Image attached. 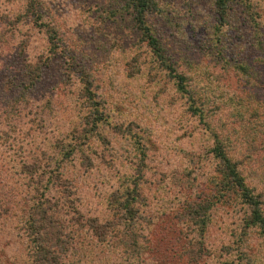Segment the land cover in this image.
Masks as SVG:
<instances>
[{"label": "rangeland", "instance_id": "374dc122", "mask_svg": "<svg viewBox=\"0 0 264 264\" xmlns=\"http://www.w3.org/2000/svg\"><path fill=\"white\" fill-rule=\"evenodd\" d=\"M34 1L0 0V264L24 260L35 195L75 199L86 216H103L110 191L142 159V189L167 197L149 224L154 255L129 260L104 245L88 264H264V229L248 228L252 209L216 187L213 156L223 145L264 212V0L258 26L241 5L227 24L213 0H154L147 22L166 64L142 40L130 0ZM88 79L107 119L90 134ZM71 149L64 187L44 190L59 152ZM204 203L201 230L195 210Z\"/></svg>", "mask_w": 264, "mask_h": 264}, {"label": "trees", "instance_id": "16d2710c", "mask_svg": "<svg viewBox=\"0 0 264 264\" xmlns=\"http://www.w3.org/2000/svg\"><path fill=\"white\" fill-rule=\"evenodd\" d=\"M213 1L215 12L221 23L230 24L228 12L233 5H241L246 14L245 18L249 23L255 26L261 24L259 23L261 9L257 0ZM31 2L34 5L37 3L34 0H31ZM129 4L133 9V19L142 35V40L148 44L153 54L166 64L162 46L147 22L148 14L156 9L154 0H130ZM31 8H33L34 14L37 15V20L34 19L36 24L42 25L43 17L41 13L35 7ZM47 31L51 37L56 36V32L52 28L48 27ZM167 67L171 77L177 82L178 90L190 96L185 76L178 74L170 66L167 65ZM93 87L88 79L84 86L85 99L89 106L85 124L91 130L87 131V134L107 122L101 98L98 97L97 91ZM190 97L194 100L192 96ZM190 108L196 114L202 112L197 104L195 107L192 103ZM222 147L223 145H217L213 149V156L220 161L221 166L219 167L220 174L216 187L217 185L222 186L229 196L235 195L242 201V204L252 209V215L246 221L248 228L258 227L263 230L264 212L261 208V202L254 197L237 164L227 156V152L223 151ZM61 151L63 152H59V156L54 160V167L49 171V175L46 174L47 181L44 190L49 186L51 188V185L52 188H59V185L64 187L63 184L67 181L64 178L66 170L63 168V163L70 162L69 157L74 153V150ZM142 161L136 167V173H128V175L123 173L118 186L108 194L107 211L105 213L110 212V214L107 215L104 213L103 216L88 217L80 210L75 199L70 201L64 198L61 201L50 197L49 194H44L39 198H37L39 195H35L29 203L28 215L23 225L27 252L24 254V260L22 259L19 264H84L85 262L88 264L99 254L101 248L98 247L104 245H110L114 251H121L129 260L144 262L146 255H154L155 247L151 245V240L148 237L149 224L152 220L157 221L158 215L164 213L167 208L165 205L167 197L165 192L161 191L153 193V191H150L151 189H147V194L144 192L142 188L146 184L145 168L147 165L143 163L144 166ZM171 186L175 188V184L172 183ZM145 194L149 197L146 198ZM149 198L150 202L148 201ZM232 198H228V200H232ZM223 199L220 198L219 200ZM157 206L160 209L156 208ZM209 207H211L209 203H204L195 210L198 222H201V230L207 226L205 217ZM149 211L151 212L150 215L146 214ZM186 214L188 219L185 221L189 224L192 222L190 217L193 218L195 215L190 212L189 214L185 213L183 216ZM202 234L204 236V233ZM202 234L200 235L202 236ZM191 239L194 240V236ZM199 240V238H196V244L199 243Z\"/></svg>", "mask_w": 264, "mask_h": 264}]
</instances>
